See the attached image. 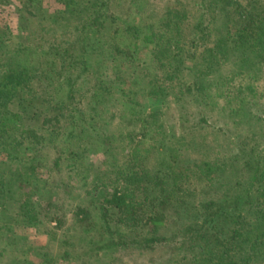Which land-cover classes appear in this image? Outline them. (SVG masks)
<instances>
[{"label":"trees","instance_id":"obj_1","mask_svg":"<svg viewBox=\"0 0 264 264\" xmlns=\"http://www.w3.org/2000/svg\"><path fill=\"white\" fill-rule=\"evenodd\" d=\"M27 1L30 5L35 0ZM114 1L58 0L62 8L52 13L51 23L65 22L64 42L58 43L57 37L55 43L44 45L26 38L8 49L0 41V52L13 55L6 69L0 63V204L13 199L19 204L22 225L38 226L44 212L60 209L62 202L42 204L48 179L39 175L40 166L45 164L51 175L78 174L79 159L97 141L107 158V171L122 185L97 199V235L91 225L87 227L85 233L93 235L89 239L92 247L83 254L115 256L122 248L152 249L178 242L182 264H264V147L240 148L239 153L231 151L230 157L219 151L211 158L207 149L205 155L198 156L195 152L199 147L186 154V132L169 136L163 124L154 128L138 109L139 91L129 92L122 79L116 86L96 71L100 65H94L98 54L113 59L123 54L132 67L135 49L124 48L119 42L126 37L135 45L156 46L153 56L165 70L166 79L159 83L158 74L149 79L145 87L148 94L176 89L181 66L189 59L197 72L188 91L196 90L215 106H220L217 96H223L224 106L231 112L252 107L260 97L264 71V0H202L204 9L225 12L221 26L214 29L212 43L203 51L198 50L199 41L213 34L204 15L191 28L189 20L195 15L185 9H169L158 31L154 25L148 31L128 23L122 28ZM7 2L0 0V5ZM141 2L131 0L128 11L138 9ZM106 28L112 41L107 53L103 44L98 50L90 42L98 40L95 32L100 34ZM1 31L0 36L5 33ZM230 60L233 74L206 80L220 61ZM82 78L89 86L85 90L79 88ZM113 86L121 92V100L117 99L123 107L120 119L133 125L132 129L116 126L114 131L111 118L104 116ZM176 90L180 100L185 92ZM199 125L194 124V131ZM152 140H160L162 146L157 148ZM161 147L167 150V161L152 172L151 156ZM67 155L77 161L65 165ZM76 216L87 224L94 217L87 208L79 209ZM183 218L190 221L183 223ZM54 219L61 223V218ZM4 229L0 226V232ZM4 238L0 239V256L8 250L9 242L1 241ZM115 260L120 261V257L115 256Z\"/></svg>","mask_w":264,"mask_h":264},{"label":"rangeland","instance_id":"obj_2","mask_svg":"<svg viewBox=\"0 0 264 264\" xmlns=\"http://www.w3.org/2000/svg\"><path fill=\"white\" fill-rule=\"evenodd\" d=\"M130 1H114L117 4L114 10L117 11L120 17L117 23L122 28L128 23L148 31L149 27L154 25V30L158 31L162 17L166 15L165 12L169 9H177V11L185 9L192 16L195 15L194 18L196 17V19L190 17L189 20L191 28L197 22V18L204 15L207 20L206 23H210L212 26L213 34H211V37H206L205 40L199 41L198 50L200 51H203L207 45L212 43L217 32L214 29L221 26L225 16V12L222 10L215 11L213 10L214 7L209 10L204 9L202 0H142L138 9H135V7V10L128 11V6L131 4ZM61 8L62 5L58 0H35L30 5L27 0H8L7 4L0 5V31H5V33L1 34L0 41L5 42L4 47L8 49L26 38L29 41L34 39L41 41L44 45H47L49 41L55 43L57 37L58 43L64 42L65 38H67L65 36L68 30L65 22L51 23L52 13ZM154 12H157L158 15H153ZM185 26L184 28L191 32L192 29L187 28V25ZM114 27L115 25L112 24L111 31H113ZM107 30V28L102 29L100 34L95 32L98 37L94 38H98V40L96 42L90 41L97 47L96 49L103 44L106 49L104 50L105 53L112 49L110 46L112 41L106 36V33L109 34L110 29ZM206 32L208 33L209 31ZM45 35V39H40ZM119 42L124 48L135 49V59L132 61L135 64L130 67V64L128 65L124 60L125 55L123 54L114 59V56L98 54L95 56L94 61L96 62L94 65L96 67L100 65V67L96 68V71L108 76L110 82L115 85L117 84L115 83L116 81L121 83L120 79L126 81L122 84L129 92L139 91L140 105L138 109L147 119L153 122L152 126L154 128L163 124L169 136L186 132L187 138L184 139V143H186L188 148L187 150L184 149L186 154L199 147V150L195 152L198 156L205 155L207 149V152L212 153L211 158L215 157L219 151L223 152V155L230 157L231 151L239 153L240 151L238 150L240 148L249 151L252 147L259 149L264 147V71L260 79V97L256 99V104L249 108L240 107L239 110L231 112L228 108H225L224 104L226 102L222 98L223 96H217L220 106H215L211 100L205 99L196 90L188 91L195 81L194 74L197 72V69L193 68L192 61L189 59H185L186 61L181 66L182 72L178 76L179 79H177L180 84L176 86V89H183L185 92L180 100L176 98V91L178 90L173 88L165 89L159 95L148 94L145 87L149 79L157 74L161 79L159 83L164 82V79H166L165 70L160 69V66L158 67L159 64L153 56L156 46L143 44L142 42H138L135 45L132 40L126 37L120 39ZM108 48L110 49L108 50ZM98 50H101V48ZM111 55L114 54L111 52ZM12 58V53L3 55L0 52V63L4 69L11 64ZM231 62L233 61L230 60L229 63L220 61V64L206 75V80L214 81L215 79L229 77V75L233 74L232 71L234 69V65ZM78 70L79 67L75 69V73ZM166 85L168 84L166 83ZM116 86L119 85L117 84ZM88 87V83L85 80L79 86V88L84 90ZM142 87L144 88L141 89ZM111 89L113 92L106 104V108L109 111L105 112L104 116L111 118L110 120L113 122L111 129L114 131L116 126H121L125 129L130 127L132 129L133 125H128L126 121L120 119V111L123 107L120 101L117 103V99L121 100L119 88L113 86ZM156 120L157 123H154ZM195 123L200 125L194 131ZM159 136L161 138V134ZM206 138V146H204L202 143ZM152 142L153 145H157V148L162 146L160 140H152ZM94 143V146L85 152L83 158L78 161L81 173L71 174V172H66L63 174L60 172L51 175L45 164L40 166L38 169L39 175L48 179L47 190L41 199L42 204L55 203L60 199L62 202L59 205L60 209L51 208V212L46 210L44 215L41 216L42 222L38 226L25 227L22 225L18 219L19 204L13 199L7 200L4 205L0 204V226L6 228L0 232V239L5 237L1 241L9 242L8 250L3 256H0V264H16L17 262L26 264H108L111 261L112 264L184 263V260L182 261L183 254H180L181 250L177 249L178 242H167L152 249L122 248L121 252L115 255L120 257V261H116L115 256L110 253L105 256L83 254V252L88 251L92 247V243L89 240L93 236L92 233L97 235L96 231L100 222L99 214L95 211L97 199H101L103 194L112 193L115 188L122 185V181L118 180L115 174L107 171L105 165L107 158L96 146L99 142L95 141ZM74 148L76 150L79 149L78 146H74ZM163 149V147L159 148L151 156L150 170L152 172L159 170L157 168H161L162 163L167 161V150ZM64 160L65 165L77 161L74 156L70 155H67ZM96 175L99 177L98 180L95 179ZM85 178L88 184H85ZM96 183L97 185L95 186ZM42 185H45V183H42ZM59 185H61V188H58ZM99 191H101L100 194L98 193ZM81 208L93 211L94 217L89 221L90 223H81L79 221L76 213ZM54 217L61 218V223L55 220ZM183 219V223L190 221L189 219ZM89 226L92 229L94 228L91 235L85 233ZM122 230L125 231L123 228ZM81 237H84V239ZM107 238L108 236L105 239ZM66 250L69 251L70 257H65Z\"/></svg>","mask_w":264,"mask_h":264}]
</instances>
